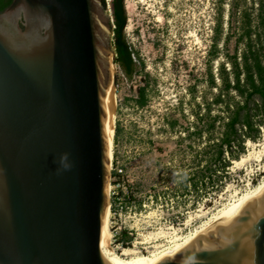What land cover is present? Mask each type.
<instances>
[{"label":"water","instance_id":"obj_1","mask_svg":"<svg viewBox=\"0 0 264 264\" xmlns=\"http://www.w3.org/2000/svg\"><path fill=\"white\" fill-rule=\"evenodd\" d=\"M113 20L103 0H12L0 12V264H109ZM153 264H264V188L194 248Z\"/></svg>","mask_w":264,"mask_h":264},{"label":"rangeland","instance_id":"obj_2","mask_svg":"<svg viewBox=\"0 0 264 264\" xmlns=\"http://www.w3.org/2000/svg\"><path fill=\"white\" fill-rule=\"evenodd\" d=\"M229 2L124 0L128 16L124 36L132 46L135 61L130 75L115 62L111 27L119 131L116 140L114 135L109 165V247L119 255L124 247L115 241V235L121 230L133 235L131 248L148 255L155 244L168 245L166 238L156 240L149 236L150 232L176 229L180 235H186L218 216L229 203L264 178L263 124L261 137L255 142L246 141L245 152L230 162L227 173L219 181L197 189L191 183L198 147L207 138L204 134L199 142L193 133L195 113H204L206 102L216 92L208 85L207 69L211 65L217 73L224 52H234L233 32L237 25L234 21L231 28L228 23ZM246 3L249 8L254 4L253 0ZM105 8L113 16L111 0H105ZM220 17V51L211 60L210 50ZM228 33L232 35L225 45L223 39ZM140 86L147 88L144 106H138L135 101ZM114 171L118 177L112 176ZM119 190L122 195L118 194ZM129 196H134L135 201L124 205ZM114 200L116 211L112 212Z\"/></svg>","mask_w":264,"mask_h":264},{"label":"trees","instance_id":"obj_3","mask_svg":"<svg viewBox=\"0 0 264 264\" xmlns=\"http://www.w3.org/2000/svg\"><path fill=\"white\" fill-rule=\"evenodd\" d=\"M221 1V0H220ZM12 0H0V12L4 11ZM113 8L114 34L113 46L115 62L122 66L130 75L134 71L135 61L133 49L124 36L127 24V13L124 0H111ZM253 5L247 7L246 0L236 2L230 0L228 23L236 21L234 27V52H224V60L218 62L217 73L212 66L207 69V80L210 88L215 89L212 100L206 102L204 113H195V130L199 142L206 135V141L198 147L196 153V168L192 174L191 183L194 188L205 187L207 183L214 184L227 173L232 160H238L245 152V143L257 141L261 137V126L264 124V0H253ZM105 5V0H103ZM255 5V6H254ZM219 14L222 8H219ZM221 17L217 20L215 34L210 50V59L218 56V40L222 32ZM226 34L223 44L227 45L231 38ZM146 86L137 90L135 100L138 106L147 102ZM200 108L201 105L198 104ZM215 108L216 111H213ZM118 125L115 128V140L118 137ZM118 177V172L112 173ZM122 195L121 190L118 192ZM118 199V198H117ZM134 196H129L124 205L132 204ZM115 200L111 211L115 212ZM125 207V206H124ZM122 207V208H124ZM133 235L126 229L115 235V241L122 247H130Z\"/></svg>","mask_w":264,"mask_h":264},{"label":"bare ground","instance_id":"obj_4","mask_svg":"<svg viewBox=\"0 0 264 264\" xmlns=\"http://www.w3.org/2000/svg\"><path fill=\"white\" fill-rule=\"evenodd\" d=\"M126 8L128 9V6H126ZM104 103L107 111V120L105 123L106 132L104 137L107 146L108 162H111L112 147L116 128V108L114 89H111L110 86H107L106 88V97L104 98ZM248 143H250V141ZM263 188L264 178L249 192L243 194L242 196L240 195L237 200L229 203L226 209L223 210L218 216L213 217L208 222L203 223L194 231L186 235H184L185 233L183 235H180L178 231L173 228H171L173 229L171 232L166 231L162 228L156 233L150 232L149 236H153V238H155L156 240L158 238H166V242H168V245H164L161 243L155 244V249L151 253L149 252L148 255L140 254L138 253V251L131 247L124 248L121 255H119L109 247L111 238V232L109 228L110 211L107 208L103 216L102 233L100 240L102 257H104L109 264H153L160 260H167L169 258L175 257L177 254L183 252L186 249L194 248L205 235L208 229L212 227L222 228L230 223L239 213H241L247 206H249L256 194Z\"/></svg>","mask_w":264,"mask_h":264}]
</instances>
